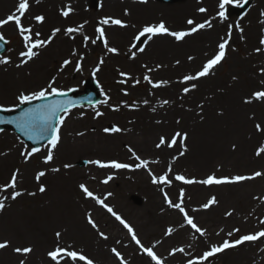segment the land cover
I'll list each match as a JSON object with an SVG mask.
<instances>
[{"label":"rangeland","instance_id":"374dc122","mask_svg":"<svg viewBox=\"0 0 264 264\" xmlns=\"http://www.w3.org/2000/svg\"><path fill=\"white\" fill-rule=\"evenodd\" d=\"M33 1L32 4L29 0L30 9L22 18V24L32 28L33 36L39 31V39L48 38L57 27L61 28V33L47 47L38 49L37 57L17 67L25 59L20 56L25 50L22 37L12 23L0 28L8 43V51L0 59L11 60L9 64H0V104L12 106L21 91L39 90L53 79L55 87L79 93L84 92L88 81H94L100 88L101 100L97 105L78 107L67 114L61 128L67 134L61 133V143L54 151L53 161L47 165L43 162L47 142L25 162L21 152L32 148L14 131L0 132V185L8 182L19 169L17 190L24 192L15 201H5L6 207L0 212V242L6 239L11 242L9 248L0 250V264H19L22 257L12 248L27 245L33 246L34 251L26 264H50L46 253L56 243L57 230L62 232V245L71 244L82 250L95 264H119L110 251L113 247L128 264H154L106 209L82 195L78 187L81 183L102 198L111 193L105 203L134 228L145 246H155L153 250L164 264H187L188 259H198L213 244L225 239L234 241L241 235L264 229L261 223L264 220V178L212 187L183 185L174 179L171 186L154 185L148 170L101 169L88 163L95 159H115L135 164L129 152L131 148L151 162L149 168L157 176L164 174L169 166L172 168L170 178L175 174L201 179L213 172L217 176H235L264 171V154L260 157L254 154L257 147L264 145V134L255 130L256 123L264 127V102L253 100L245 104L242 100L264 87L261 83L264 81L261 74L264 45L260 44L264 39V0H251L245 13L233 0L224 9L227 19L218 15L221 0H178L168 4L158 0H147V3L122 0L121 3L128 1L127 6L119 5L117 0H57L61 10L55 12L60 19L55 22L47 18L46 6L52 0ZM17 4L18 0H0V19L14 14ZM69 7L72 9L69 15H61ZM201 7L207 11L199 12ZM125 11L129 15H125ZM37 15L45 17L42 24L35 21ZM105 17L119 18L128 25L127 28L103 25L109 47H116L119 54L109 53L102 41L88 42L85 46L82 39L83 35L95 39L96 28L102 26L100 21ZM189 19L197 24L210 20L212 27H205L184 41L167 35L151 40L142 37L143 43L131 48L134 36L143 26L164 22L170 31H187L192 27L187 24ZM81 24L83 33H73L74 39L64 34L65 28ZM239 28H243V33ZM225 39L229 40L226 57L212 74L187 85L181 83L185 75L199 71L218 50V43ZM60 42L68 45V50L45 61L47 53ZM139 47L145 50L140 52ZM258 47L261 48L259 53L255 51ZM66 59L71 63L64 67ZM101 59L103 64H100ZM78 61L80 71L76 70ZM97 68L99 71H95ZM10 71L15 76H9ZM121 72L132 79L122 76ZM146 75L154 83H167L153 88L144 80ZM135 79L140 83L135 84ZM125 80L126 83H121ZM192 83L197 87L185 94L183 88ZM165 100L169 103H163ZM97 112L103 115L96 116ZM112 126L124 131L112 134L103 131ZM176 131L189 134L185 155H179V140L173 148L155 147L160 136L169 138ZM81 132L83 136L78 135ZM88 134L99 141L91 142L82 157H74L71 153L73 139ZM65 163L74 167L64 169ZM53 167H59L60 172H52ZM38 171L47 173L39 182L34 179ZM108 175L114 178L103 184L101 181ZM38 183L46 186L45 193L37 191ZM181 188L185 190L184 207L198 226L207 229L205 237L188 226L181 227L182 214L164 203V191L177 202ZM29 192L36 195L30 196ZM213 195L219 203L202 209V204ZM89 212L99 231L108 236L107 240L87 223L86 213ZM227 212L232 215H226ZM169 227L174 230L170 236L165 235ZM229 232L233 234L228 236ZM177 248L185 251L171 255ZM223 261L224 264H264V238L228 249L204 264H222Z\"/></svg>","mask_w":264,"mask_h":264},{"label":"snow or ice","instance_id":"6c2138e0","mask_svg":"<svg viewBox=\"0 0 264 264\" xmlns=\"http://www.w3.org/2000/svg\"><path fill=\"white\" fill-rule=\"evenodd\" d=\"M38 3L39 0H36ZM140 3H147V0H139ZM235 2L240 6L243 7L244 4L247 3V0H235ZM233 3V0H221L219 4L220 11L218 15L222 19H227L225 15V6L228 4ZM30 9V2L29 0H18V4L14 14L8 15L6 18L0 19V28H3L5 25L9 23L14 24L16 29L18 30L19 35L22 37V42L24 46V51H21L20 56L25 58L21 60V63L16 65L17 67H21L23 64L28 63L29 61L33 60L35 57L39 55L38 49H42L47 47L52 40L57 36V34L61 33V28H55L51 35L46 39H39L41 33L39 31L35 32L33 36L32 28L26 27L22 24L21 20L25 16ZM72 9L69 7L67 10L62 11V15L67 17ZM199 12L204 13L207 9L201 7L198 9ZM125 15H129L127 11L124 13ZM264 15V13H262ZM37 23H43L45 21V17L43 15H37L34 17ZM101 27L96 28V32L98 35L93 39L88 35H83L82 39L87 46L88 42L95 44L98 40L103 42V46L107 49L109 53L119 54V50L116 47H109V42L105 33V29L103 25H114L120 28H127L128 25L119 18L113 17H105L100 21ZM188 25H192V27L187 31H170L164 24V22H160L159 24H148L143 26L141 29L137 31V34L134 36V43L131 44V48H137L138 44H142L143 40L142 37H146L148 40H151L153 37L156 36H163L167 35L173 37L176 41H184L186 37L193 35L194 33L198 32L205 27L211 28L212 22L210 20H206L203 23H196L194 20L189 19L187 20ZM239 27V26H237ZM84 25H78L76 27H67L64 29V34L69 36L70 38L73 33H83ZM239 31L243 33V28H239ZM229 38L231 37V32L228 33ZM5 36L2 32H0V41H4ZM229 43L228 39L223 40V42L218 43V50L212 55L205 63L202 64L199 71L195 74L185 75L181 81V83L187 85L189 82L198 81L203 77H206L212 74V70L219 65L226 57L227 54V45ZM260 44L264 45V39L260 40ZM138 50L143 52L145 49L143 47H139ZM257 53L261 51V48H256L255 50ZM134 58V53H133ZM82 59V58H81ZM192 59V57H189ZM11 63L10 58L0 59V64H9ZM71 63L70 60H64L63 65L67 67ZM104 60H100V64H103ZM179 64V61L176 62ZM147 67V66H145ZM76 70H81L80 62H77ZM95 71H99L97 68ZM148 71H152V69H148ZM95 74V72L93 73ZM122 76L127 77L128 79H132L131 76L127 73H120ZM261 74L264 75V68L261 69ZM235 79V77H234ZM144 80L147 81L153 88H159L164 86L167 82L159 81L154 83L150 76H145ZM127 81H121V83H126ZM55 80H50L45 87L39 88V90H32V91H21L16 96V103L12 106H5L0 104V112H19L18 115L10 118V119H0V124L9 123L15 125L24 135L28 137L30 140H40L46 139L48 148L47 154L44 157V163L47 165L51 163L54 159V151L57 149L58 145L61 143V128L64 126L65 120L67 119V114L70 113L71 108L75 106V102L72 100H64V99H53V98H64L68 96L69 91H73V89H69L67 91L62 90L58 87H55ZM140 80L135 79V84H139ZM264 85V81L261 82ZM197 87L195 83H192L190 87L186 86L183 88V92L185 94L189 93L190 91L194 90ZM127 95V93H125ZM243 103L250 104L253 100L264 102V87H261L258 90L253 91L250 94L248 99H243ZM40 102V103H36ZM145 104L148 103L147 100L144 101ZM163 103H169L165 100ZM28 105L29 107H22ZM64 113L65 115H61ZM103 115L100 112L96 113V116ZM179 123V121H177ZM255 130L259 133L264 134V127H262L261 123L255 124ZM3 129H0L2 132ZM105 133H120L124 131L118 126L106 127L103 129ZM78 135L83 136L84 133H78ZM188 133L186 131H176L174 132L171 137L166 138L165 136H160L158 143H156L155 147L157 149L161 148H173L177 145V141H181L179 155L183 156L188 151L187 140H188ZM235 149V145H233V150ZM41 149L39 148H32L31 150H24L21 152V156L24 158L25 162L31 159L36 153H38ZM129 152L132 154V159L136 161L135 164L121 162L119 160H108L102 161L99 159L89 160L88 163L97 166L98 168H111L115 170L121 169H128V170H136V169H145L148 170L149 175L151 176V182L154 185H167L171 186L173 183V179L182 183L183 185H203L206 187L212 186H221V185H232V184H240L245 181L255 180L257 178H264V171H254L250 175H235V176H217L215 172L207 175L205 178L197 179L195 177L189 178L182 174H175L172 178H170V174L172 173V168L169 166L167 171L157 176L153 174L151 169L149 168V164L151 163L148 159L142 158L140 155L136 154L131 148H129ZM255 156L260 157L264 154V145H260L257 147L255 151ZM158 162V161H156ZM74 167V165L70 163H65L63 165L64 169H70ZM52 172H60L59 167H53L51 169ZM47 175L46 171H38L34 179L39 182L42 177ZM20 176L19 169L15 170L12 175L10 176L8 182L0 185V212H2L5 207V201L11 199L15 201L17 198L24 195V192L17 190L18 189V178ZM114 177L112 175H108L104 180L101 182L103 184H107L111 181ZM79 189L81 190L82 195L85 198H90L96 204L100 205L102 208L106 209L108 213H110L116 221H118L124 229L127 230L128 234L131 237V240L138 246L139 250L146 254L154 264H164L163 259L157 255V253L153 250V246H145L140 238L138 237L134 228L120 215H118L115 211H113L112 207L105 203V199L107 196H111V193H107L104 198L99 195L94 194L93 191L89 190V188L84 184L81 183L78 185ZM11 189V191H9ZM39 193H45L47 188L44 184L38 183ZM163 191V190H162ZM7 193V195H3ZM28 195L35 196L36 192H29ZM163 199L164 203L170 209H175L179 213L182 214L183 223L181 227L188 226L198 233L200 237H205L207 235V229L198 226L195 222V218L192 215H189V212L184 207V199H185V190L181 188L178 193L177 202H173L170 198L169 194L164 191L163 192ZM219 203L217 197L215 195L211 196L205 203L202 204V209L207 210L213 205H217ZM226 215L231 216V212H227ZM86 220L87 223L91 226L92 229L96 230L98 235L107 240L108 236L99 231L98 225L95 220L92 218V214L86 213ZM264 224V220L261 221ZM173 228L169 227L166 229L165 235H172ZM235 232H239V229H234ZM233 232H229L228 236H231ZM56 243L55 245L47 251L46 255L50 261V264H95L94 260L89 258L87 255L83 253L82 250L76 249L71 244L62 245L60 243L62 239V232L57 230L55 233ZM264 238V229L256 231L254 233H249L245 235H241L238 239L232 241L225 239L222 243L213 244L207 250L203 251L201 256L198 259H188L187 264H204V262L208 261L210 258L216 256L219 253H223L228 249L235 248L245 242H255L258 239ZM9 240H4L0 242V250H5L10 246ZM119 243V242H118ZM13 252L21 256L22 258L19 261V264H26L28 256L33 253L34 247L31 245L27 246H13ZM117 260L119 264H128V261L125 260L124 256L118 251L115 247L111 248L110 250ZM183 248L174 249L170 254L174 255L175 252H184Z\"/></svg>","mask_w":264,"mask_h":264},{"label":"water","instance_id":"95a60500","mask_svg":"<svg viewBox=\"0 0 264 264\" xmlns=\"http://www.w3.org/2000/svg\"><path fill=\"white\" fill-rule=\"evenodd\" d=\"M162 2L165 3H172V2H176L177 0H160ZM249 4H250V0L247 1L246 4H244V6L242 7L243 11L245 12L248 8H249ZM6 43L5 41H0V55L6 51ZM53 99H64V100H72L75 102V107L78 106H83V105H93L96 104L99 99L100 96L98 94V88L97 86L93 83V82H89L88 83V87L86 90L85 94H78L76 92H68V96L64 97V98H53ZM36 103H40V102H36ZM22 107H29L28 105L22 106ZM71 108V109H73ZM19 112H13V113H9L7 114L6 112H0V119H10L16 115H18ZM62 114V113H61ZM0 129H13L21 139H23L25 142L28 143V145L33 146V147H39L42 143L46 142V139H40V140H30L28 139V137L26 135L23 134V132H21L18 128L15 127V125L13 124H9V123H3L0 124Z\"/></svg>","mask_w":264,"mask_h":264},{"label":"bare ground","instance_id":"6f19581e","mask_svg":"<svg viewBox=\"0 0 264 264\" xmlns=\"http://www.w3.org/2000/svg\"><path fill=\"white\" fill-rule=\"evenodd\" d=\"M119 1V2H118ZM30 2L33 4L35 1H33V0H30ZM117 2H118V4L119 5H124V6H127V4H128V1H125V2H123V3H121L122 2V0H117ZM59 2L57 1V0H52V1H50L48 4V6H46V9H47V18L49 19V21L50 22H55V20L56 19H58V17H57V15L55 14V12L57 11V12H59L60 10H61V8H60V6H59V4H58ZM114 6H116V5H114ZM10 9H12V8H10ZM16 10V8L14 7L13 8V12ZM62 15V14H61ZM58 20H60V19H58ZM108 36H109V38H111L112 36L111 35H109V33H108ZM71 45V44H70ZM72 46V45H71ZM68 48H69V46L68 45H66V44H62V42H60L59 43V45L57 46V45H55L54 47H52V49L47 53V56L48 57H46L44 60L46 61L48 58H52V57H54L56 54H61L63 51H66V50H68ZM72 48V47H71ZM8 75L9 76H11V77H13V76H15V74H13V71H10V72H8ZM153 116L152 115H150L149 116V119H151ZM145 119L147 120V118L145 117ZM64 129H62L61 130V133L63 132L64 133ZM69 132V131H68ZM65 134V136H66V132L64 133ZM76 136V135H75ZM74 136V137H75ZM73 137V136H72ZM62 138V137H61ZM223 138V137H222ZM119 139H121V138H119ZM69 140V139H68ZM94 140H96V141H99V139H95L92 135H90V134H88L87 135V137H75L74 139H73V142H72V149H71V153H72V155L75 157H82L83 156V154H84V150H86L87 149V147H89L90 146V143L91 142H93ZM123 141V140H122ZM165 152V151H164ZM166 153H168V152H166ZM169 159V158H168ZM201 167V166H200ZM195 170H196V168H195ZM198 171L200 170V169H197ZM222 264H224V261H223V263Z\"/></svg>","mask_w":264,"mask_h":264}]
</instances>
